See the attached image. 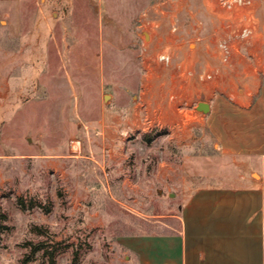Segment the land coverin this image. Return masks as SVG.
<instances>
[{
	"label": "rangeland",
	"instance_id": "1",
	"mask_svg": "<svg viewBox=\"0 0 264 264\" xmlns=\"http://www.w3.org/2000/svg\"><path fill=\"white\" fill-rule=\"evenodd\" d=\"M256 2L258 31L232 58L264 70V0ZM130 7L133 16H100L97 0L0 8V264H47L40 251L23 261L43 240L54 264H112L119 236L170 230L159 217L215 174L258 178L264 78L247 108L241 83L231 92L224 83L237 70L198 80L204 66H220L206 0ZM143 40L149 53L167 47L172 62L144 58ZM182 60L191 76L175 68Z\"/></svg>",
	"mask_w": 264,
	"mask_h": 264
},
{
	"label": "crops",
	"instance_id": "2",
	"mask_svg": "<svg viewBox=\"0 0 264 264\" xmlns=\"http://www.w3.org/2000/svg\"><path fill=\"white\" fill-rule=\"evenodd\" d=\"M21 1L0 0V8ZM138 1L144 0H97V6L100 16L112 12L133 16L130 6ZM233 70L238 76L226 75L224 83L229 92L234 80L241 83L240 105L247 108L261 87L264 70L246 61L236 63ZM215 175V182L182 195L173 214L159 217V229L164 224L170 230L119 236L120 253L112 264H264V154L258 178L244 173Z\"/></svg>",
	"mask_w": 264,
	"mask_h": 264
},
{
	"label": "built area",
	"instance_id": "3",
	"mask_svg": "<svg viewBox=\"0 0 264 264\" xmlns=\"http://www.w3.org/2000/svg\"><path fill=\"white\" fill-rule=\"evenodd\" d=\"M206 7L212 10V21L215 26L214 52L220 66H211L210 68L204 66L198 70L196 76L201 81L211 80L216 74L232 71L235 65L232 56L237 43H241L242 46L250 45L259 27L256 0H206ZM190 18L196 28L200 27L201 20L197 16L191 15ZM146 22L150 23L149 20ZM169 25L170 32L174 34L177 28L175 14L170 16ZM148 48V44L143 40L141 51L144 58L150 62H159L166 66L172 62L173 56L167 47H163L156 53H149ZM239 49L240 47H238ZM174 65L177 70H184L188 76L194 73L193 66H187L183 60L176 61Z\"/></svg>",
	"mask_w": 264,
	"mask_h": 264
},
{
	"label": "trees",
	"instance_id": "4",
	"mask_svg": "<svg viewBox=\"0 0 264 264\" xmlns=\"http://www.w3.org/2000/svg\"><path fill=\"white\" fill-rule=\"evenodd\" d=\"M18 203H22V200L19 198L18 199ZM39 233L41 234H44L45 232L42 231L40 228H37ZM46 234V233H45ZM27 245V244H26ZM24 245V246H26ZM28 245H30L31 247L29 248V256L27 255L23 260L24 262H27V261H32L34 258H33V254L40 251V261L42 263L46 262L47 261V264H54V256H55V251L50 248V244L48 245V242H45L44 240L43 241H38V242H35V243H32L30 242ZM27 247V246H26ZM44 256H46L47 258H45Z\"/></svg>",
	"mask_w": 264,
	"mask_h": 264
},
{
	"label": "water",
	"instance_id": "5",
	"mask_svg": "<svg viewBox=\"0 0 264 264\" xmlns=\"http://www.w3.org/2000/svg\"><path fill=\"white\" fill-rule=\"evenodd\" d=\"M106 98V95L104 96ZM195 109L201 113H207L209 111V104L204 101L197 102Z\"/></svg>",
	"mask_w": 264,
	"mask_h": 264
}]
</instances>
